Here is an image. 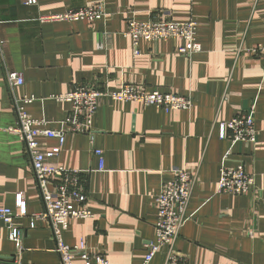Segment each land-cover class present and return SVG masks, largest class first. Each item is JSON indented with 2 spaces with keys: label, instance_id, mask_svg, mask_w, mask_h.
Returning a JSON list of instances; mask_svg holds the SVG:
<instances>
[{
  "label": "crops",
  "instance_id": "obj_1",
  "mask_svg": "<svg viewBox=\"0 0 264 264\" xmlns=\"http://www.w3.org/2000/svg\"><path fill=\"white\" fill-rule=\"evenodd\" d=\"M102 3L106 16L91 22H40L41 14L60 13ZM194 20L199 52L177 53L179 39H140L138 52L125 36L126 20ZM264 42V0H0V207L24 215L13 222L24 228L21 251L7 237L0 219V264H61L45 220L29 227L30 215L43 201L23 142L7 128L16 122L14 102L34 100L25 110L48 127L65 129L69 103L54 98L77 84L117 90L134 84L150 91L190 96L188 110L164 111L134 101L103 98L93 118L92 139L66 133L50 162L84 171L87 219H70L63 232L68 245L84 239L90 252H104L110 264H142L146 244L155 238L156 197L174 168L195 176L183 224L174 248L185 264H264V78L251 49ZM7 71L23 83L10 87ZM252 109L255 145L231 146L219 137V125L237 112ZM50 151L57 138L40 136ZM94 149L103 153V168ZM225 163L237 161L254 174L244 195L218 193ZM163 252L149 264H163Z\"/></svg>",
  "mask_w": 264,
  "mask_h": 264
},
{
  "label": "built area",
  "instance_id": "obj_2",
  "mask_svg": "<svg viewBox=\"0 0 264 264\" xmlns=\"http://www.w3.org/2000/svg\"><path fill=\"white\" fill-rule=\"evenodd\" d=\"M25 4H35L37 0H21ZM106 16L102 3L87 4L78 8L67 9L60 13L41 14L40 22H74L85 20L88 22L100 20ZM197 23L194 20L184 22L173 21L168 16L156 19L137 20L128 17L124 35L131 39L138 52L137 44L140 39L147 41L179 39L177 53L190 57L200 51L197 40ZM252 55L260 59L262 77L264 78V42L251 49ZM5 80L10 87L21 85V73L7 71ZM54 98L69 103L70 109L62 120L65 129L48 127L44 118H35L25 110V104L34 100L33 96H26L14 102L16 122L6 130L15 134L25 146L30 156V169L35 185L43 201L41 212L30 215L29 227L35 226L36 220L48 222L52 237L55 241V251L61 264H110L104 252H90L84 239L76 244L68 245L63 241V232L68 229L70 219H87L92 213L87 209V196L82 183L84 171L65 168L49 161L57 156L65 134H87L92 139L93 118L103 98L114 101H134L145 106H153L164 111L188 110L192 105L190 96L177 95L171 92L152 89L147 91L134 84H122L117 90H109L101 85L77 84L64 94L54 95ZM46 136L57 138L59 145L50 151L40 147L38 138ZM219 137L227 139L234 146L237 143L255 145L257 130L253 117V110L237 112L230 120L219 125ZM99 159V169L103 168V153L94 149ZM232 150L226 151L219 170L216 191L227 194H247L255 184L253 173L248 172L243 162L237 161L230 166L229 160ZM172 177L163 181L156 197V220L154 223L155 238L146 244V253L142 264H149L153 256L163 252V264H185L184 257L174 248L183 224L189 219L188 205L191 197L195 176L182 168H174ZM18 212L11 208L0 207V219L6 226L7 237L15 244L17 254H20L21 240L24 228L13 222L14 216L24 215V203L20 196L16 199ZM16 263L19 260L16 258Z\"/></svg>",
  "mask_w": 264,
  "mask_h": 264
}]
</instances>
